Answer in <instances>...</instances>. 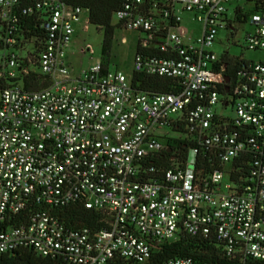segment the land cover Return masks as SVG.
<instances>
[{
    "label": "built area",
    "instance_id": "2783aa9c",
    "mask_svg": "<svg viewBox=\"0 0 264 264\" xmlns=\"http://www.w3.org/2000/svg\"><path fill=\"white\" fill-rule=\"evenodd\" d=\"M187 13L202 25L196 39ZM114 17L138 34L133 72L174 92L136 90L101 61L74 75L66 52L76 25L89 30L88 9L0 0V256L145 264L187 235L264 262V59L212 51L248 24L247 50L264 54V0H123ZM73 207L96 225L56 213Z\"/></svg>",
    "mask_w": 264,
    "mask_h": 264
},
{
    "label": "trees",
    "instance_id": "16d2710c",
    "mask_svg": "<svg viewBox=\"0 0 264 264\" xmlns=\"http://www.w3.org/2000/svg\"><path fill=\"white\" fill-rule=\"evenodd\" d=\"M67 3L89 10V22L103 32L101 65L104 70L109 68V59L115 33L119 25L112 23V17L122 7L123 0H64ZM139 51L138 46H136ZM238 62L232 61L229 70H234ZM131 84L136 90L148 93L174 92L173 83L169 79L147 76L132 72ZM177 145L182 143L177 142ZM205 168H209L206 156L201 157ZM68 223H80L86 226H95L98 215L81 207L69 208L56 212ZM174 258H187L199 264H264L262 261L248 258L242 263L238 258L228 257L213 238H198L181 236L174 241L159 245L152 258L145 264H163ZM0 264H68L64 257L43 258L30 249L14 251L0 256ZM106 264H135L123 259H114Z\"/></svg>",
    "mask_w": 264,
    "mask_h": 264
},
{
    "label": "rangeland",
    "instance_id": "374dc122",
    "mask_svg": "<svg viewBox=\"0 0 264 264\" xmlns=\"http://www.w3.org/2000/svg\"><path fill=\"white\" fill-rule=\"evenodd\" d=\"M192 17V14H184L183 26L188 29L191 38L196 39L202 33V25L196 20H192ZM85 18H87L86 12L82 15V22ZM82 22L76 25V33L73 37L71 48L66 52L67 64L72 69L73 74L76 75L90 70L102 59V30L90 24L88 26L89 30L85 32L83 31ZM116 22L117 19L113 16L112 23L115 24ZM249 28L248 24L237 26L239 33L232 40H229L226 32L219 33L212 51L218 56L228 53L234 59L244 58L247 61L255 62L264 59V54L249 51L246 48L244 33ZM137 42L138 34L129 31H116L108 65L110 71H120L125 75L132 74ZM27 49L32 51L31 46H28Z\"/></svg>",
    "mask_w": 264,
    "mask_h": 264
},
{
    "label": "crops",
    "instance_id": "0c3cea01",
    "mask_svg": "<svg viewBox=\"0 0 264 264\" xmlns=\"http://www.w3.org/2000/svg\"><path fill=\"white\" fill-rule=\"evenodd\" d=\"M71 45H72V44H71ZM71 45H70L69 49L71 48ZM69 49H68V50H69ZM72 72H73V71H72ZM74 75H76V74H74ZM77 75H78V74H77Z\"/></svg>",
    "mask_w": 264,
    "mask_h": 264
}]
</instances>
